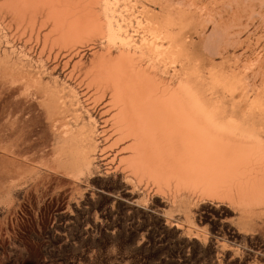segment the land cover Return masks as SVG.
Masks as SVG:
<instances>
[{
    "label": "rangeland",
    "instance_id": "374dc122",
    "mask_svg": "<svg viewBox=\"0 0 264 264\" xmlns=\"http://www.w3.org/2000/svg\"><path fill=\"white\" fill-rule=\"evenodd\" d=\"M14 2L0 0V264H264V0ZM126 58L217 118L216 182L176 157L134 170L110 76Z\"/></svg>",
    "mask_w": 264,
    "mask_h": 264
},
{
    "label": "bare ground",
    "instance_id": "6f19581e",
    "mask_svg": "<svg viewBox=\"0 0 264 264\" xmlns=\"http://www.w3.org/2000/svg\"><path fill=\"white\" fill-rule=\"evenodd\" d=\"M15 1H18L14 3L19 5L20 0ZM24 3L26 2L23 1V5ZM42 4L45 5V3ZM28 5L30 6V4ZM52 11L54 12V10ZM58 13V15L62 14L60 11ZM75 24V22L71 23L69 30L76 28ZM109 35L114 37L111 31ZM126 45L128 44L126 43ZM129 61L131 59L126 58L119 68L111 72L110 76L113 79L115 100L121 105L119 123L129 129L135 140L138 139V143L133 145L137 150V155L131 164L134 170L153 171L155 162L164 164V161L169 158L176 157L181 171L185 172L189 178L210 184L218 174L221 177L220 173L224 168L215 160L222 156L217 151V147L224 138V131L217 122V118L207 116L202 113L203 111L200 112L201 107L196 98L189 99L191 102L188 104L197 110L194 112L192 108L190 110L187 106L185 107L183 102L174 95L155 94L149 83L140 78L139 74L134 73ZM192 95L194 96V94ZM81 129L80 131L84 128ZM85 137L84 135L81 141L84 139L83 142H85ZM63 143H66V139L63 140ZM83 145L84 147L77 146L78 150L74 161L87 165L84 152L87 145Z\"/></svg>",
    "mask_w": 264,
    "mask_h": 264
}]
</instances>
